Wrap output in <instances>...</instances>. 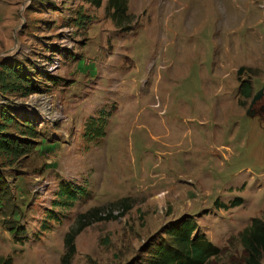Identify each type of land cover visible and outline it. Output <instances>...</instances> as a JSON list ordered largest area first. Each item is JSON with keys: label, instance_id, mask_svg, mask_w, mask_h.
I'll return each instance as SVG.
<instances>
[{"label": "rangeland", "instance_id": "374dc122", "mask_svg": "<svg viewBox=\"0 0 264 264\" xmlns=\"http://www.w3.org/2000/svg\"><path fill=\"white\" fill-rule=\"evenodd\" d=\"M17 1L4 58L40 91L9 89L14 75L0 87V118H17L21 140L15 156L0 148V258L61 264L89 214L70 264H142L190 219L223 249L213 264L238 262L239 233L264 217V113L248 116L239 89L264 85V0H128L115 17L107 0ZM64 182L86 192L68 209L53 205Z\"/></svg>", "mask_w": 264, "mask_h": 264}, {"label": "trees", "instance_id": "16d2710c", "mask_svg": "<svg viewBox=\"0 0 264 264\" xmlns=\"http://www.w3.org/2000/svg\"><path fill=\"white\" fill-rule=\"evenodd\" d=\"M96 7H101L104 0H87ZM107 12L116 15H125L128 10V0H107ZM9 70V72H8ZM14 75L21 83L15 87H9L7 79ZM2 77V78H1ZM55 78V77H54ZM28 74L18 70L12 60L8 58L0 59V87L2 89H14L20 91L23 96L40 91L37 85ZM240 94L245 99L253 98V85L250 80H242L240 83ZM23 90V91H22ZM0 118V148L7 156H15V148L21 147L20 138H15L9 134L8 127L16 121L13 115L2 112ZM97 122H90L88 129L94 132L91 134L102 135L104 133L105 120L103 118L101 124L97 126ZM96 131V132H95ZM0 149V150H1ZM1 182V181H0ZM1 184V183H0ZM86 194L85 189L74 185L70 182L61 183L57 191V198L53 201L54 207L68 209ZM242 203V198L231 201L230 206H238ZM219 207L228 208V204L216 202ZM49 220H58L55 210L48 211ZM94 217L96 219L108 220L113 218L112 214L101 215L99 209H95ZM82 222L77 228H72L65 237L66 252L62 257L61 264H70L76 252L75 240L80 232L90 225L93 221L89 214H81ZM49 224L43 225V230L49 228ZM197 225L191 219L183 220L167 231L168 238L153 246L150 250H146L148 258L142 264H213L215 260H220L224 253L223 249L209 240L204 234L198 232ZM17 229L14 231V233ZM242 246V256L235 264H262L264 259V217H255L251 224L244 228L238 236ZM0 264H10V261H3L0 258ZM218 264V263H217Z\"/></svg>", "mask_w": 264, "mask_h": 264}, {"label": "crops", "instance_id": "0c3cea01", "mask_svg": "<svg viewBox=\"0 0 264 264\" xmlns=\"http://www.w3.org/2000/svg\"><path fill=\"white\" fill-rule=\"evenodd\" d=\"M18 2L0 0V42H4L0 47V59L6 57L4 56L6 51L14 48L13 37L18 35L22 24V17L21 15L18 16V12L23 5L18 4Z\"/></svg>", "mask_w": 264, "mask_h": 264}, {"label": "water", "instance_id": "95a60500", "mask_svg": "<svg viewBox=\"0 0 264 264\" xmlns=\"http://www.w3.org/2000/svg\"><path fill=\"white\" fill-rule=\"evenodd\" d=\"M263 94H264V85H263V87H262L260 90H258V91L256 92V94L253 96L252 101H251V104H250V108H249V110L247 111V115H248V116H250V117H254V116H255V112H254V111L251 112V111H252V108L254 107V105L256 104V102L262 98Z\"/></svg>", "mask_w": 264, "mask_h": 264}, {"label": "flooded vegetation", "instance_id": "af4514ba", "mask_svg": "<svg viewBox=\"0 0 264 264\" xmlns=\"http://www.w3.org/2000/svg\"><path fill=\"white\" fill-rule=\"evenodd\" d=\"M252 110L257 114H263L264 113V104H260L258 108L254 105Z\"/></svg>", "mask_w": 264, "mask_h": 264}]
</instances>
